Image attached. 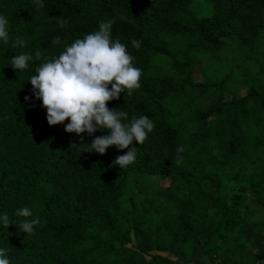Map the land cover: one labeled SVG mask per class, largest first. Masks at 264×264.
<instances>
[{
	"label": "trees",
	"instance_id": "trees-1",
	"mask_svg": "<svg viewBox=\"0 0 264 264\" xmlns=\"http://www.w3.org/2000/svg\"><path fill=\"white\" fill-rule=\"evenodd\" d=\"M0 14L10 25L0 43V213L16 224L0 229V247L10 264H183L189 247L190 263L202 264L218 246L220 264L264 259V0H0ZM106 21L142 69L140 88L107 107L155 125L123 170L114 161L128 149L81 152L80 137L64 130L69 120L49 126L28 80ZM17 37L24 47L13 46ZM22 53L32 67L18 72L10 59ZM227 54L230 74L251 86L239 100H225L230 89L218 80ZM197 68L216 80L203 72L196 82ZM106 134L83 133V144ZM21 207L40 218L34 234L20 230Z\"/></svg>",
	"mask_w": 264,
	"mask_h": 264
},
{
	"label": "clouds",
	"instance_id": "clouds-1",
	"mask_svg": "<svg viewBox=\"0 0 264 264\" xmlns=\"http://www.w3.org/2000/svg\"><path fill=\"white\" fill-rule=\"evenodd\" d=\"M35 4L43 7V0H35ZM58 23L64 28L68 21L59 19ZM9 27V19L0 14V43L9 42ZM111 29V21L100 22L98 30L76 39L57 57L39 63L28 80L33 95L42 101V107L47 111L49 126L69 120L64 130L80 137L82 146L78 149L81 152L104 155L112 146L118 151L128 149L114 161L123 170L136 160L138 148L132 146L133 142L142 145L155 125L148 116H133L129 120L127 112L107 107V102L118 99L121 93L131 95L133 90L139 89L142 76V69L134 66V57L127 51V46L112 39ZM25 43L22 37H17L13 46L24 47ZM53 43L58 44L59 40ZM141 43L138 40L131 41L136 49L140 48ZM40 57V51H36V60ZM32 62V54L22 53L10 59V66L23 72L32 67ZM97 131H106L107 134L96 136L90 144H83V133L92 136ZM176 151L179 155L183 147H178ZM14 215L23 218L19 221V227L24 234H34L40 218L34 216L30 207H21ZM9 225L16 226L7 213H0V229L6 230ZM0 264H10L7 250L2 247Z\"/></svg>",
	"mask_w": 264,
	"mask_h": 264
},
{
	"label": "rangeland",
	"instance_id": "rangeland-1",
	"mask_svg": "<svg viewBox=\"0 0 264 264\" xmlns=\"http://www.w3.org/2000/svg\"><path fill=\"white\" fill-rule=\"evenodd\" d=\"M209 14H210L209 11H207V12L203 11L200 13L199 16L203 17V16H208ZM232 56L233 55H231V54H227L224 56L223 64L225 67V72L220 73V75L218 77V80L220 82H224L225 89H230V90H227L225 93V96H224L225 100H239V99L245 97L251 91V86L248 84L246 79L244 80L243 78L241 79L239 77H235V74L233 76L230 74L232 67L229 64V62H230V60L234 59V57H232ZM205 63L207 64L206 61H205ZM159 65L162 67H165V68H171L173 66V63L169 58L162 56L159 58ZM207 65L212 66V69L215 68L213 63H211L210 61H208ZM203 72L204 71L202 68H197V70L194 73V79L196 82H202L204 80V77H203L204 74H202ZM204 73L210 80H213V81L216 80L213 77V74L211 71H206V69H205ZM228 75H229V78H228ZM155 179H156V181H158L159 186L163 187V188L168 187L171 183L170 178L158 177ZM252 204L254 206L256 205L255 202H252ZM135 244H136V241H133L132 246H134ZM221 249H222V247L218 246V248H216V251H217L216 253H213L210 251V252H208V254H204L201 257V263L202 264H220V261L218 259V253ZM186 253L188 255V262H185L183 264H192V263H190V261L195 260V254L193 253L192 248L191 247L187 248ZM244 253H245V255H247L249 253V248H247ZM259 253H260L259 250H252L251 251L252 255H257ZM158 254H160V253H157L154 251L150 255H158ZM164 255H166V254H164ZM147 258L151 259L152 257L148 256ZM251 260L252 259L248 255V257H246L245 259L244 258H238L237 261L236 260L235 261L230 260L229 264H237V262L239 264L250 263ZM256 261L254 262V264H258L260 262L263 263L264 259H262L261 261L260 260H258L257 262Z\"/></svg>",
	"mask_w": 264,
	"mask_h": 264
}]
</instances>
